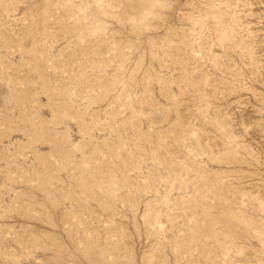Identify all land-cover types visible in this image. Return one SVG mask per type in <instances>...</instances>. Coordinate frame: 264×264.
Returning <instances> with one entry per match:
<instances>
[{
	"label": "rangeland",
	"instance_id": "1",
	"mask_svg": "<svg viewBox=\"0 0 264 264\" xmlns=\"http://www.w3.org/2000/svg\"><path fill=\"white\" fill-rule=\"evenodd\" d=\"M0 264H264V0H0Z\"/></svg>",
	"mask_w": 264,
	"mask_h": 264
}]
</instances>
